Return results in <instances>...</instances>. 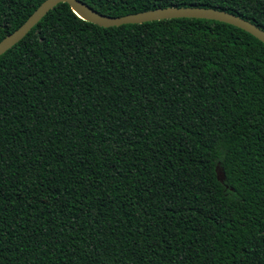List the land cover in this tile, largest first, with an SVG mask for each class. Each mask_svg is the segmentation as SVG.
Listing matches in <instances>:
<instances>
[{
    "label": "trees",
    "instance_id": "16d2710c",
    "mask_svg": "<svg viewBox=\"0 0 264 264\" xmlns=\"http://www.w3.org/2000/svg\"><path fill=\"white\" fill-rule=\"evenodd\" d=\"M40 1L0 0V40ZM80 1L264 31V0ZM0 264H264V43L225 21L49 8L0 54Z\"/></svg>",
    "mask_w": 264,
    "mask_h": 264
},
{
    "label": "water",
    "instance_id": "95a60500",
    "mask_svg": "<svg viewBox=\"0 0 264 264\" xmlns=\"http://www.w3.org/2000/svg\"><path fill=\"white\" fill-rule=\"evenodd\" d=\"M64 2L68 5L69 9L78 17L83 20L89 21L96 25H120L126 23H140L152 20H160V18L167 17H192L204 18L217 21H225L235 26L242 28L247 33H250L258 40L264 43V31L243 19L241 16L226 11L210 7H197V6H175L168 5L159 8H153L124 15H107L104 13L96 12L94 9L86 5L80 0H41L35 9L24 19V21L12 30L10 33L4 35L0 40V54L6 49L11 47L14 43L22 39L28 30L35 24V22L54 4ZM215 178L219 182L223 181L224 175L222 167L219 163L216 164Z\"/></svg>",
    "mask_w": 264,
    "mask_h": 264
}]
</instances>
